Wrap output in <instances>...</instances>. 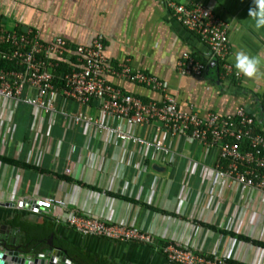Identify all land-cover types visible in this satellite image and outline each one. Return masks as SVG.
<instances>
[{
	"label": "crops",
	"instance_id": "1",
	"mask_svg": "<svg viewBox=\"0 0 264 264\" xmlns=\"http://www.w3.org/2000/svg\"><path fill=\"white\" fill-rule=\"evenodd\" d=\"M169 1L210 8L228 24L230 62L234 65L236 51H247L260 59V74L224 77L208 46L174 17ZM251 7L253 0H0L8 28L36 30L46 41L62 37L72 46L91 45L102 35L104 54L112 66L127 63L158 78L165 88L157 91L107 75L125 93L144 101H161L168 93L180 108L202 115L232 114L242 106L264 131V29L254 27L248 16ZM184 53L209 64L203 76L180 72L178 61ZM52 100L57 112L49 114L22 102L11 107L0 103V155L45 170L0 159V201L14 203L0 206V228L22 247L29 239L41 244L53 235L104 264H177L161 250L167 242L224 255L240 264L264 261L263 247L240 238L264 242V193L244 189L230 179L211 190L218 148L166 133L155 139H161L170 154L128 140L115 143L110 132L75 120L83 111L118 124L100 113L97 101L81 104L62 94ZM128 130L148 134V127ZM49 197L65 202L69 211L148 232L157 244L82 235L58 223L53 212L21 208L25 199ZM45 220L54 222L49 235L38 227ZM27 225L31 229L22 227ZM28 245L25 250L33 254L36 246Z\"/></svg>",
	"mask_w": 264,
	"mask_h": 264
},
{
	"label": "built area",
	"instance_id": "2",
	"mask_svg": "<svg viewBox=\"0 0 264 264\" xmlns=\"http://www.w3.org/2000/svg\"><path fill=\"white\" fill-rule=\"evenodd\" d=\"M168 6L174 17L208 46L212 61L224 77L240 76L229 60V27L225 21L202 4L185 5L169 1ZM61 59L68 62L70 69L61 74L58 86L54 72ZM208 67L207 62L191 53H184L178 61V69L186 75L201 77ZM109 74L157 91L165 90L158 78L134 70L127 63L112 66L104 54L102 35H98L88 46H72L62 37L46 41L36 30L8 28L0 12V103L11 107L12 103L22 102L49 114L57 112L52 98L59 94L81 104L95 100L102 115L116 119L119 123L110 125L83 111L76 115L77 122L83 121L90 128L110 132L115 143L128 140L164 154H170L171 150L161 139H155L157 134L166 133L175 138L191 137L207 147L219 150L218 161L213 168L211 190L222 180L230 179L244 189L254 188L264 193V133L254 131L255 118L244 107H238L232 114L207 112L202 115L180 108L177 100L168 93L163 94L161 101H144L111 84L107 79ZM28 91L31 94L25 95ZM130 127H148V134H134L128 130ZM25 201L29 205L25 210L38 212V208L41 210L38 213L53 212L58 223L82 235L120 242L157 244L156 238L148 232L131 225H119L69 211L66 203L56 198ZM161 250L169 261L177 264H240L224 255H207L172 242L161 245ZM62 257L58 256L55 262L77 264L69 256L64 260ZM29 258L33 260V256ZM32 264L39 263L32 261ZM253 264H264V261L260 259Z\"/></svg>",
	"mask_w": 264,
	"mask_h": 264
},
{
	"label": "water",
	"instance_id": "3",
	"mask_svg": "<svg viewBox=\"0 0 264 264\" xmlns=\"http://www.w3.org/2000/svg\"><path fill=\"white\" fill-rule=\"evenodd\" d=\"M0 206H14V203L0 201ZM28 206L25 200L21 203L22 209H27ZM37 211L40 212L41 210L37 208ZM53 238L52 235L49 240L50 246L48 248L32 254L24 249L25 244L22 247L17 243V238L15 236L0 228V264H32V261L39 264H45L46 262L49 264H61L55 262V259L62 255V259L64 260L65 257L68 256L67 250L56 246L53 242ZM54 251H57V253L55 254ZM29 256H33V260L30 259Z\"/></svg>",
	"mask_w": 264,
	"mask_h": 264
},
{
	"label": "trees",
	"instance_id": "4",
	"mask_svg": "<svg viewBox=\"0 0 264 264\" xmlns=\"http://www.w3.org/2000/svg\"><path fill=\"white\" fill-rule=\"evenodd\" d=\"M69 69H70V66H69L68 62L61 59L59 67L54 72L56 75V84L58 86H59V83L61 82L60 81L61 74L64 73L65 71L69 70ZM254 131L264 133V131L260 130L257 127V124L254 126ZM0 159L2 161L9 163V164H12V165H19V166H23L25 168L36 169V170H39L42 172L45 171V170H43V169H41L35 165H31V164H28V163H25V162H22L19 160H15V159H12L9 157H5L2 155H0ZM63 178H65L67 180H71V178L66 177V176H63ZM22 227L27 228L28 230L31 229V226H28V225L22 226ZM38 227L41 228L45 234H48V235L51 234L52 232H54V222H50L48 220H45L41 225H38ZM240 238L264 248V242L263 241L252 239V238L244 236V235H240ZM27 243H29V245L27 247L36 246L33 250H31L33 253L39 252V251H42L43 249L48 248V243H46V241H43V243H41V244H36V243H34L33 239H29V241H27L25 244H27ZM64 246L67 248V255L70 258H72L73 261L76 263H80V264H104L102 262H99L98 259H95L94 257L81 252V250L79 248L71 247V246L67 245V243H65Z\"/></svg>",
	"mask_w": 264,
	"mask_h": 264
},
{
	"label": "clouds",
	"instance_id": "5",
	"mask_svg": "<svg viewBox=\"0 0 264 264\" xmlns=\"http://www.w3.org/2000/svg\"><path fill=\"white\" fill-rule=\"evenodd\" d=\"M254 7L249 8L248 16L254 21L257 30L264 29V0H253ZM261 61L247 51L239 50L234 54V69L237 75L253 78L260 74Z\"/></svg>",
	"mask_w": 264,
	"mask_h": 264
},
{
	"label": "flooded vegetation",
	"instance_id": "6",
	"mask_svg": "<svg viewBox=\"0 0 264 264\" xmlns=\"http://www.w3.org/2000/svg\"><path fill=\"white\" fill-rule=\"evenodd\" d=\"M49 240H50L49 238L45 239L46 243H48V247L50 246ZM53 242L56 246L62 247L63 249L67 250V248L64 246V244L67 243L66 241L59 239L58 237H55Z\"/></svg>",
	"mask_w": 264,
	"mask_h": 264
}]
</instances>
